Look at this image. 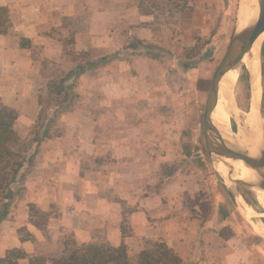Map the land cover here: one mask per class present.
<instances>
[{
	"label": "rangeland",
	"instance_id": "rangeland-1",
	"mask_svg": "<svg viewBox=\"0 0 264 264\" xmlns=\"http://www.w3.org/2000/svg\"><path fill=\"white\" fill-rule=\"evenodd\" d=\"M154 1L163 13L157 20L162 25L157 52L162 62H136L142 74L126 80V63L105 66L103 51H76L69 31L66 35L54 32L63 38L65 61L58 65L45 60L47 78L32 84L31 92L25 81L16 84L14 80L20 93L29 94L0 96V117L13 119V130L24 146L15 198L0 222V249L4 250L6 239L19 243L6 249L0 259L19 264H75L74 259L86 256L83 264H93L119 254L124 246L131 264H264L260 193L220 176L203 130L212 79L229 45L241 0L193 1L190 8L196 17L189 16L194 27L188 26L194 30L188 31L186 17L182 19L177 11L168 14L166 0ZM175 2L172 8L186 13L183 1ZM205 8L215 15L204 12ZM6 13V9L0 12L1 31L8 24ZM111 24L114 30L120 27L117 20ZM118 34L119 30L114 42L120 46L126 42L117 40ZM113 56L126 59V48ZM246 56L250 58L241 63L230 94L235 139L240 128H246L253 104L254 58L258 80L261 73L260 89L264 84V35L256 53ZM33 101L39 103V110L31 126H22L32 114L28 109ZM256 105L264 145V96ZM14 106L22 110H12ZM41 153L47 158L51 154L56 173L45 168L42 173L38 168ZM3 159L0 150V163ZM44 172L57 176L45 183L42 193L32 194L28 183L33 178L41 180ZM59 185L64 202L73 196L90 216L99 210L101 222L91 240L81 242L72 230L56 227L67 204L55 200L57 193L51 189ZM32 198L39 203L27 204L28 220H16L20 218L11 214L13 210ZM247 211L252 212L251 219L246 218ZM86 226L89 230V222Z\"/></svg>",
	"mask_w": 264,
	"mask_h": 264
},
{
	"label": "crops",
	"instance_id": "crops-1",
	"mask_svg": "<svg viewBox=\"0 0 264 264\" xmlns=\"http://www.w3.org/2000/svg\"><path fill=\"white\" fill-rule=\"evenodd\" d=\"M175 1L176 0H166V12L168 14H174L171 12L177 11L176 14L182 16V19L186 17L187 29L185 30H194V28L188 25H193L194 27V24L189 23V16L196 17L194 11L190 8V6H192L191 3L196 0H182L184 5H186V13L182 11L178 13L180 8H172ZM158 6H160L159 3H156L154 0H0V7L5 8L7 10L6 15H8L7 27H5L3 31L0 30V96L13 97L14 95L19 96V94H29L28 91L20 93L15 87L14 80L16 84H19L20 80L25 81V86L31 92L32 84L47 78L43 73L45 60L57 63L58 65L65 61L63 52L64 47L62 45L63 38L61 34L56 37L53 34L54 32L64 33L66 35L69 31L74 37V48H76V51H103L102 53L107 57L105 66L116 63L125 65L126 63V80L135 74H142L136 62L141 64L147 62L149 59L152 64H156V62L159 63L163 61L162 56L157 54V52L160 51L158 35L162 27V25H158L159 23L157 20H159L158 17L160 18L163 14L159 11L160 7ZM208 10L210 9L205 8L204 12H209ZM209 13L215 15L211 12ZM238 13L239 10L236 12L235 20L231 27V37L236 27ZM107 18L108 23L105 24L104 22ZM116 20L120 24V27L117 25V28L114 30V26L111 23ZM209 20L211 21V17H209ZM118 30L119 36L117 40L123 38L122 42H126L120 46L117 44L118 42H114L116 40L114 38L115 33H117ZM125 38L126 41H124ZM145 45H147L145 48L146 50L143 48ZM149 46H151L152 49ZM124 47L126 48V59L116 60L113 55H115L120 48ZM151 50H155L156 54H152L153 52ZM137 52V56L133 55ZM225 52H223L224 55ZM148 53L151 55L145 57L141 55ZM39 60H41V62ZM259 60L262 62L260 58ZM184 68L186 71L190 69L189 66H184ZM259 76L261 84L260 71ZM84 77L85 75L82 76V79ZM133 77L135 78V76ZM250 77L251 96H253V77L251 73ZM48 79H50V77H48ZM262 85L264 88V84ZM262 85L261 98L263 99L264 89H262ZM38 104L39 103L35 101L32 102V107L28 109L32 114L28 115L30 118H28L25 121V125L22 126L26 127L32 125L31 123L35 117V113L39 110ZM12 110L18 111L22 110V108L14 106ZM48 156L47 158L44 153H41L38 163L40 167L38 168L42 169V173L43 168H45L46 171L49 170L56 173V169L53 168L56 166V163L55 161H51V154H48ZM43 160H46L44 165ZM45 172L42 177H40L41 180L39 178L34 180L33 178V180L28 183L29 186L27 185V187L32 194L36 192L42 193L45 190V183H48L49 179L57 176L45 175ZM28 173H30V170ZM51 190L57 193V195H55L56 202L67 203L65 204V212L62 216H59L58 221H55L57 222L56 227H65L72 230L81 242L83 238L91 240L96 236L95 231L101 222L99 219V210H97L94 215L90 216L83 211L77 200L72 198L73 196L70 198V201H63L64 189H62V185H59V187L55 189L52 188ZM31 203L38 204L39 201L36 198H32L26 202V205L20 203L17 209L13 210L11 214L16 218H20L16 220L22 221L23 217H26L28 220L27 204L30 206ZM88 222L90 224V226H88L90 228H88L89 230L86 229V223L88 224ZM17 243H19L17 239L10 240V242L6 239V242L2 244L5 245L4 250L0 249V258L3 257L4 253H7L6 249L10 250L16 248L18 246Z\"/></svg>",
	"mask_w": 264,
	"mask_h": 264
},
{
	"label": "bare ground",
	"instance_id": "bare-ground-1",
	"mask_svg": "<svg viewBox=\"0 0 264 264\" xmlns=\"http://www.w3.org/2000/svg\"><path fill=\"white\" fill-rule=\"evenodd\" d=\"M261 1H264V0H243L242 7H241V13H240V22L242 24V27L249 28L255 25L256 21L258 20L259 6H260ZM263 35H261L256 40H254L253 46L249 51L250 53H253V54L256 53ZM249 58L250 57L245 56L241 63L246 64L247 59ZM254 59L252 60L253 80H254L253 81L254 93L252 96L253 104H252L251 110L249 111L248 115H246L245 123L247 126L245 130L242 129L240 134L237 135L236 139L235 138L232 139L230 137L231 133H230L229 124L231 121L230 116L232 113L230 110L232 109V107L230 108V104L232 103V100H233V97L230 96V94L238 80V74L240 71L241 64L236 69L228 72L224 76V78L221 80L220 96L216 102V108L213 113V121H214L216 128L221 133V135L227 140L228 144L232 146L233 153H235L234 155L244 154L249 159L257 161L260 159L261 152L263 150H262V145L260 141L261 138L259 137L260 135L259 132H261L260 130L261 123L259 122L258 106L256 105L261 99V89L258 83L259 80H258V75L256 73V64H255ZM218 166H219L218 167L219 171L222 173H225V172L228 173L227 171V168H228V170L231 171L232 176L235 179L243 180V181L250 182V183H257L258 181V176L254 172V170L251 169L242 160L234 159L232 160V162H227V163L223 162ZM257 193H260V198L262 199L264 203V191L258 190ZM246 218L251 219L252 212L247 211ZM259 232L264 236V232L262 229H260Z\"/></svg>",
	"mask_w": 264,
	"mask_h": 264
},
{
	"label": "water",
	"instance_id": "water-1",
	"mask_svg": "<svg viewBox=\"0 0 264 264\" xmlns=\"http://www.w3.org/2000/svg\"><path fill=\"white\" fill-rule=\"evenodd\" d=\"M242 3L243 0H241L240 9L237 16L236 27L231 37L229 46L220 64L218 65L212 79V83L206 100L205 112L203 117V130H204V137L208 149V154L212 160L215 170L220 174V176H222L224 180L230 183H239V184L248 185L257 195L258 190L264 191L263 142L261 143L263 151L261 152L260 159L257 161L249 159L244 154L234 155L235 153H233L232 146H230L227 140L221 135V133L218 131L213 121V113L216 108V102L220 96L221 80L228 72L236 69L241 64L246 54H248V52L252 48L254 40H256L258 37L264 34V1H261L259 6L258 20L256 21L255 25L249 28L242 27V24L240 22ZM233 104L236 108L235 110H238L235 100ZM229 127L231 133L230 137L234 139L232 137L231 124H229ZM244 128L245 127H241L240 130ZM234 159L242 160L245 164H247L251 169L254 170V172L258 176L257 183H250L243 180L235 179L232 176L231 171L228 170L227 167L226 168L228 173L226 172L222 173L219 171L218 165H220L223 162L224 163L232 162V160Z\"/></svg>",
	"mask_w": 264,
	"mask_h": 264
},
{
	"label": "trees",
	"instance_id": "trees-1",
	"mask_svg": "<svg viewBox=\"0 0 264 264\" xmlns=\"http://www.w3.org/2000/svg\"><path fill=\"white\" fill-rule=\"evenodd\" d=\"M4 11V8H0V12ZM1 22L2 16L0 15V26ZM13 125V119L0 117V150L4 157L2 163H0V222L6 217L11 202L15 198L14 189L16 188L17 177L24 164L20 153L24 146L18 134L13 130ZM16 143H18V149L15 148ZM86 258V256H82L79 259H74V263L83 264ZM145 259L149 260L150 257L146 256ZM99 261V263L94 261L93 264H131L124 246L119 254L101 257ZM0 264L19 263L11 259H0Z\"/></svg>",
	"mask_w": 264,
	"mask_h": 264
}]
</instances>
